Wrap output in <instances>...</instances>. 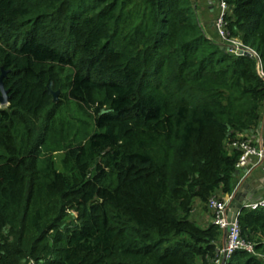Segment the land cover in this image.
<instances>
[{
    "label": "trees",
    "instance_id": "obj_1",
    "mask_svg": "<svg viewBox=\"0 0 264 264\" xmlns=\"http://www.w3.org/2000/svg\"><path fill=\"white\" fill-rule=\"evenodd\" d=\"M224 1L264 72V0ZM3 70L0 264H213L221 233L192 211L234 189L227 144L264 104L254 56L191 0H0ZM238 224L253 252L225 264H264V207Z\"/></svg>",
    "mask_w": 264,
    "mask_h": 264
},
{
    "label": "built area",
    "instance_id": "obj_2",
    "mask_svg": "<svg viewBox=\"0 0 264 264\" xmlns=\"http://www.w3.org/2000/svg\"><path fill=\"white\" fill-rule=\"evenodd\" d=\"M219 13L214 20V26L216 28L217 34L221 39L222 43L230 47V51L235 54H243L244 51H248L250 56H254L257 59V64L259 68V73L264 79V72L261 70L262 61L259 54L252 48L245 47L240 41L236 39L229 38L225 31L224 17L228 9L224 0H217ZM263 119L262 130L264 132V113L261 116L260 121ZM244 136V135H243ZM238 137L227 144L229 150H236L239 152L238 159L235 163V167L239 172L238 185L241 186L244 180L249 175V173L254 168L260 169L262 176L264 178V139L262 145L257 147L251 141L245 137ZM251 164V169L247 168V165ZM233 197L231 193L227 198L220 200L218 196H211L208 200L207 207L210 211L212 223L215 224L220 233L221 237L217 245V255L213 261V264H225L228 258L238 249H245L246 251L253 252V247L251 244L246 243L240 235V227L238 224V216L240 212H236L235 215L229 216L231 211L229 207V201ZM264 207V195L255 201H249L245 204L244 208L247 209H257ZM225 235L223 234V231ZM29 264H33L30 262Z\"/></svg>",
    "mask_w": 264,
    "mask_h": 264
},
{
    "label": "crops",
    "instance_id": "obj_3",
    "mask_svg": "<svg viewBox=\"0 0 264 264\" xmlns=\"http://www.w3.org/2000/svg\"><path fill=\"white\" fill-rule=\"evenodd\" d=\"M195 8V14L198 18L204 32L209 38L220 41V38L217 34L216 28L214 26V20L216 19L219 13L218 1L217 0H191ZM264 113V104L262 107V116ZM263 119L259 122L258 126L246 133L247 138L256 145L260 147L264 139V132L262 130ZM247 168L251 169V164L247 165ZM262 173L260 169L254 168L249 173V175L244 180V183L239 186L238 181L239 177L236 178V183L233 191H236V196H241L244 193L250 200H259L264 195V181L262 180ZM247 189L243 187L245 184ZM232 193V192H231ZM234 195V197H236ZM233 199V198H231ZM231 199L228 202L231 203ZM192 219L201 227H205L209 223H212V218L209 210H205L203 206L196 200L194 209L192 211Z\"/></svg>",
    "mask_w": 264,
    "mask_h": 264
},
{
    "label": "water",
    "instance_id": "obj_4",
    "mask_svg": "<svg viewBox=\"0 0 264 264\" xmlns=\"http://www.w3.org/2000/svg\"><path fill=\"white\" fill-rule=\"evenodd\" d=\"M243 54L249 55L248 51H244ZM6 71H2L0 74V104L6 105L8 103V96H7V90L4 89L3 86V77L5 76ZM58 95H59V90L53 92V100L56 102L58 101ZM262 173V172H261ZM237 176L239 175V172L236 174ZM263 178V177H262ZM264 181V178L262 179ZM247 183L243 187H247ZM247 189V188H246ZM233 193V199H231V203L229 205L231 211L229 213V216H232V213L235 215L236 212H241L244 209V206L248 201L247 196L242 193L241 196H236V191H232ZM234 195L236 197H234ZM250 201H255V200H250ZM225 230L223 231V234L225 235Z\"/></svg>",
    "mask_w": 264,
    "mask_h": 264
},
{
    "label": "rangeland",
    "instance_id": "obj_5",
    "mask_svg": "<svg viewBox=\"0 0 264 264\" xmlns=\"http://www.w3.org/2000/svg\"><path fill=\"white\" fill-rule=\"evenodd\" d=\"M221 40V39H220ZM2 105V104H0ZM3 106V105H2ZM60 159H61V154L60 153H56L54 154V160H55V165L58 169H61V164H60ZM205 210H208L207 208H205Z\"/></svg>",
    "mask_w": 264,
    "mask_h": 264
}]
</instances>
